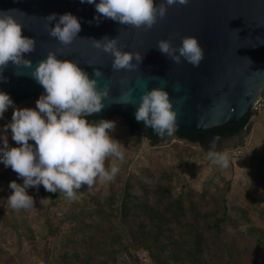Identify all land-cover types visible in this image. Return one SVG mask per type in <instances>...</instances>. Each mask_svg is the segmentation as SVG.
I'll list each match as a JSON object with an SVG mask.
<instances>
[{
  "label": "water",
  "instance_id": "water-1",
  "mask_svg": "<svg viewBox=\"0 0 264 264\" xmlns=\"http://www.w3.org/2000/svg\"><path fill=\"white\" fill-rule=\"evenodd\" d=\"M11 9L19 10L13 14L24 26L22 34L36 40L35 51L24 57L32 61L33 69L52 51L58 59L77 63L90 79L95 78L96 69L103 73L98 87L108 86L109 97L104 101L105 108L90 117L118 115L128 128L130 121H136L143 92L163 88L178 114L177 129L209 135L208 144L200 146L202 151L208 152L214 139L220 151L243 146L250 124L227 137L213 135L211 130L245 118L250 121L256 115L252 106L264 89V0H190L187 6L169 7L166 17L147 32L102 17L97 26L95 5L80 0H0V11ZM53 13L57 17L71 13L81 24L77 38L67 47L51 38L45 28L48 21L44 17ZM105 36L117 38L122 51L139 52L143 56L139 68L113 71V57L94 48L88 39ZM187 36L196 37L204 49L199 67L183 59L177 65L156 48L160 40H171L174 47H179L181 38ZM31 71L9 64L2 73L5 80L0 81V92L25 100L44 94ZM129 89L133 90V105L120 104L119 97ZM141 123L139 133L145 136L148 127Z\"/></svg>",
  "mask_w": 264,
  "mask_h": 264
},
{
  "label": "clouds",
  "instance_id": "clouds-1",
  "mask_svg": "<svg viewBox=\"0 0 264 264\" xmlns=\"http://www.w3.org/2000/svg\"><path fill=\"white\" fill-rule=\"evenodd\" d=\"M80 3L95 5L97 26L102 17L147 32L166 17L169 7L187 6L190 0H161L159 4L156 0H99V3L80 0ZM17 11H0V81L5 80L2 73L11 64L14 68L32 69L30 75L45 91L35 102V109H15L11 123L5 126L4 130H11L12 140L19 147L9 148L7 137H0L3 142L0 163L10 167L23 180L22 185L16 181L9 184L12 194L7 201L13 210L33 207L35 201L27 189L40 185L47 192L64 193L69 200H75L82 186L92 188L97 182L104 184L115 179L120 168L115 163L106 167L109 157L120 161L124 158L121 143L110 135L115 130V122L101 119L94 124L86 119L106 106L104 101L108 99L110 89L98 87V78L103 73L96 69L95 78L90 79L77 63L58 59L52 51L33 69L32 61L24 57L35 51L36 40L22 34L24 26L13 14ZM44 19L48 21L45 25L48 35L65 47L71 45L81 31L78 18L71 13L58 17L53 13ZM53 21L56 23L51 27ZM88 39L94 48L113 57L111 68L115 72L134 71L143 62L139 52L122 51L117 38ZM156 48L177 65L183 59L193 67H199L205 57L203 47L193 36L181 38L179 47H174L171 40H160ZM132 93V89L123 93L119 103L133 105ZM12 106L11 97L0 92V119ZM135 118L160 137L173 135L178 127V114L173 110L169 93L163 88L143 92ZM207 156L213 164L224 169L229 167L227 152L217 150L215 139Z\"/></svg>",
  "mask_w": 264,
  "mask_h": 264
},
{
  "label": "trees",
  "instance_id": "trees-1",
  "mask_svg": "<svg viewBox=\"0 0 264 264\" xmlns=\"http://www.w3.org/2000/svg\"><path fill=\"white\" fill-rule=\"evenodd\" d=\"M13 106L0 119V137H7L8 147H17L12 140L11 123L15 109L33 108L29 101L11 96ZM108 117H86L89 123L98 124ZM248 123L242 121L211 130L222 137L236 133ZM141 122L130 121L127 128L131 137L148 140L151 150L148 162L137 173L123 175L120 170L113 182L81 205H73L65 214V227L61 231L43 210L48 236L61 237V250L57 264H115L122 255L131 252L135 263L146 264H259L264 258V231L250 227L241 233L242 245L227 243L224 227L239 222L230 216L227 196L231 182L220 173H214L203 184L200 192L174 193V183L183 172H189L196 149L206 141V133H188L176 128L173 135L160 137L149 128L147 135L139 130ZM180 141L186 149L177 150L180 162L165 166L161 158L162 146ZM173 145V144H172ZM0 147L3 142L0 140ZM12 172L0 163V199L7 198V182ZM82 186L76 195L88 191ZM248 207L257 211L264 220V153L259 158L252 183L246 190ZM26 233V232H24ZM239 258V259H238ZM47 264V263H43Z\"/></svg>",
  "mask_w": 264,
  "mask_h": 264
},
{
  "label": "rangeland",
  "instance_id": "rangeland-1",
  "mask_svg": "<svg viewBox=\"0 0 264 264\" xmlns=\"http://www.w3.org/2000/svg\"><path fill=\"white\" fill-rule=\"evenodd\" d=\"M39 97L32 98L34 104ZM260 97L263 107L248 123L251 125V129L243 146L239 148L229 147V149L224 150L230 160L229 167L224 169L213 164L209 160L207 152L198 147L196 149L198 156L195 158L189 172L181 173L174 183L175 194L191 191L198 193L203 184L214 173H220L230 180L231 190L227 196V206L230 216L239 222V226L233 227L229 224L224 227V235L227 243H236L237 245H242L240 234L248 228L256 227L264 231L263 218L257 211L248 207L245 197L246 190L254 179L258 160L264 153V89L261 91ZM108 121L115 122V130L110 135L121 143L124 158L120 161L114 157H109L105 162V166L109 167L112 163H115L123 172V175L137 173L147 165L149 151L151 150L148 140L140 136H129L124 119L118 115H113ZM30 143L34 145V142ZM162 149L164 151L161 158L162 163L165 166H171L179 164L181 160L177 150L183 149L184 151L186 148L182 142L172 140L171 144L162 146ZM11 181L23 184V180L12 171L6 184L7 198L12 194V190L9 188ZM111 182L104 184L97 182L88 191L76 195L75 200H69L64 193L47 192L43 185L38 188H29L27 193L35 201L34 206L29 209L13 210L9 206L7 198L5 200L1 198L0 264H57V257L61 250V237L48 236V240L45 239L48 230L44 224L43 210L48 208L47 214L50 222L62 231L65 227L64 217L69 209L73 205L86 203L96 192L102 190ZM42 199L46 200L41 203ZM131 256V252L125 253L115 264H138L133 261ZM139 262L140 264L147 263L146 260ZM239 262L245 264L244 257L240 258ZM259 264H264V258H261Z\"/></svg>",
  "mask_w": 264,
  "mask_h": 264
},
{
  "label": "built area",
  "instance_id": "built-area-1",
  "mask_svg": "<svg viewBox=\"0 0 264 264\" xmlns=\"http://www.w3.org/2000/svg\"><path fill=\"white\" fill-rule=\"evenodd\" d=\"M262 107H263L262 99H261V97H259L258 100L253 104L252 111H255L256 114H258ZM251 119H250V121H251Z\"/></svg>",
  "mask_w": 264,
  "mask_h": 264
},
{
  "label": "flooded vegetation",
  "instance_id": "flooded-vegetation-1",
  "mask_svg": "<svg viewBox=\"0 0 264 264\" xmlns=\"http://www.w3.org/2000/svg\"><path fill=\"white\" fill-rule=\"evenodd\" d=\"M141 129H143V126L141 127ZM148 130H149V127L147 129V133H148ZM208 142H209V135L206 136V141L203 143V145L208 144Z\"/></svg>",
  "mask_w": 264,
  "mask_h": 264
}]
</instances>
